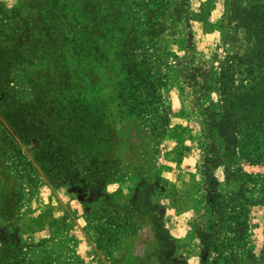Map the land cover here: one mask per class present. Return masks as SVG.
<instances>
[{"label": "rangeland", "instance_id": "1", "mask_svg": "<svg viewBox=\"0 0 264 264\" xmlns=\"http://www.w3.org/2000/svg\"><path fill=\"white\" fill-rule=\"evenodd\" d=\"M28 1L0 3L31 22L35 12L25 6ZM167 1L175 13L184 0ZM185 1L189 16L181 15L182 21L189 18L188 24L180 23L174 30L167 26L166 31L177 40L187 37L193 58L191 50L168 40V52L160 64L165 75L160 101L139 116H120L116 111L113 90L122 73L113 60L115 41L108 36L114 33L106 37L110 43L107 62L82 59L61 45L59 52L51 49L30 53V57L24 51L25 62L22 56L17 64L10 63L11 86L25 99L31 93L22 69L25 65L40 83L52 81L61 71L65 84L82 86L78 90L90 104L89 117L104 110L111 126L104 128L106 119L98 116L102 131L96 137L102 141L89 145L119 160L122 173L116 184L106 186L102 197L72 184H53L33 161L31 150L36 145L15 139L19 167L30 163L37 185L22 202H16V182L0 166V264H264V126L228 168L237 167L243 176L228 175L227 181L224 165L229 159L221 155L227 150L226 137L220 127L206 128L201 117L211 113L218 98L206 72L264 63L241 57L249 35L228 21L225 4L233 0ZM104 4L113 10L109 0ZM141 13L133 6L127 11L129 19ZM196 69L203 75L195 77ZM263 94L264 80L255 96L259 98L255 111L264 103ZM95 105L97 110L91 112ZM8 135L15 138L0 113V150L8 148L4 144ZM205 147L214 152L201 151ZM183 161L188 166L182 172L167 173L165 162ZM241 182L245 184L242 192L238 190ZM217 194L243 225L231 222L234 229L228 230V221L221 224L218 210L210 207ZM15 204L20 206L15 208ZM8 211L11 217L3 218Z\"/></svg>", "mask_w": 264, "mask_h": 264}, {"label": "trees", "instance_id": "2", "mask_svg": "<svg viewBox=\"0 0 264 264\" xmlns=\"http://www.w3.org/2000/svg\"><path fill=\"white\" fill-rule=\"evenodd\" d=\"M105 1L29 0L25 6L35 12L31 22L20 11L8 10L0 3V113L15 136H7L8 141L4 144L8 148L0 150V166L16 182V202H22L37 185L30 163L24 164L26 167L22 169L19 167L20 152L16 140L24 145L36 142L31 150L33 161L53 184H72L79 190L102 197L106 186L116 184L122 173L119 160L108 158L105 152L93 148L94 142L98 145L102 141L96 137L102 131L98 116L106 119L107 123L102 125L104 128L111 126L107 121L109 115L104 110L100 115L89 117L90 104L78 90L82 86L65 84L61 71L52 77V81L40 83L32 79L33 75L27 68L29 65L22 69L31 92L30 98L20 96L19 91L11 86L12 71L8 66L11 62L17 64L22 56L25 62L24 51L30 57V53L51 49L59 52L62 45L82 59L107 62L106 50L110 43H106V37L109 32L114 33L108 36L110 41H115L113 60L117 61L122 73L113 90L116 111L120 116H139L160 101L161 80L165 77L160 64L162 57L167 55L168 40L185 51L191 50L190 58H193V45L189 39L182 37L177 40V36L166 31L167 26L174 30L180 23L188 24L189 18L182 21L181 15L189 16L185 0L175 13L167 0H109L114 4L113 10L105 8ZM225 5L229 8L228 21L241 26L249 35L246 51L241 57L247 62L252 63L257 58V62L264 63V0H233ZM132 6L143 13L129 19L127 11ZM231 13L234 16L232 14L231 17ZM221 25L219 22L218 28ZM155 61L157 65H151ZM194 73L195 77L203 75L198 69ZM206 73L216 85L218 98L216 107L210 108L211 113L201 117L206 128L220 127L226 137L227 150L221 155L229 159L224 165V176L228 181V175L243 176L237 167L228 168L242 151L244 153L254 143L258 136L256 133H260L264 126V103L258 106L259 111H255L259 99L255 96L262 87L264 65L223 66L217 74ZM75 86L76 91L73 90ZM206 86L202 85V88ZM260 98L264 101V94ZM97 108L95 105L91 112ZM92 142L93 145H89ZM204 150L214 152L208 147L201 148ZM13 151L16 156L10 155ZM244 189L243 183L238 190L242 192ZM218 197L220 199L219 194L212 199L210 207L218 210L221 224L228 221V230L234 229L230 227L231 222L243 225V221L241 224L231 216V208ZM12 206L17 208L20 205ZM227 208L230 209L227 211ZM10 214L9 211L3 213V218H10Z\"/></svg>", "mask_w": 264, "mask_h": 264}, {"label": "crops", "instance_id": "3", "mask_svg": "<svg viewBox=\"0 0 264 264\" xmlns=\"http://www.w3.org/2000/svg\"><path fill=\"white\" fill-rule=\"evenodd\" d=\"M184 162V161H183ZM181 163V162H179V163H171V162H165V166H167L166 168V171H167V173H174V172H182L181 170H182V168L185 166L184 164H185V162L184 163ZM169 166V167H168ZM188 165H186L185 167H187ZM163 172V171H162ZM161 174H163V173H161ZM175 179V178H174ZM173 179V180H174Z\"/></svg>", "mask_w": 264, "mask_h": 264}, {"label": "water", "instance_id": "4", "mask_svg": "<svg viewBox=\"0 0 264 264\" xmlns=\"http://www.w3.org/2000/svg\"><path fill=\"white\" fill-rule=\"evenodd\" d=\"M34 145H36V143Z\"/></svg>", "mask_w": 264, "mask_h": 264}]
</instances>
